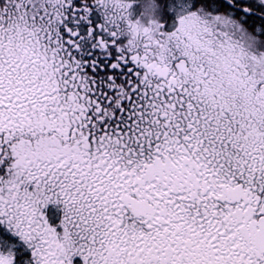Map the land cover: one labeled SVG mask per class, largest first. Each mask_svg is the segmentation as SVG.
Returning a JSON list of instances; mask_svg holds the SVG:
<instances>
[{
	"label": "snow or ice",
	"instance_id": "snow-or-ice-1",
	"mask_svg": "<svg viewBox=\"0 0 264 264\" xmlns=\"http://www.w3.org/2000/svg\"><path fill=\"white\" fill-rule=\"evenodd\" d=\"M154 5L0 0V264H264V0Z\"/></svg>",
	"mask_w": 264,
	"mask_h": 264
},
{
	"label": "flooded vegetation",
	"instance_id": "flooded-vegetation-1",
	"mask_svg": "<svg viewBox=\"0 0 264 264\" xmlns=\"http://www.w3.org/2000/svg\"><path fill=\"white\" fill-rule=\"evenodd\" d=\"M143 1H145V0H139L140 9H141V12L145 16H148V14L146 12V10H147L146 8L149 7V4L143 3ZM152 1H153L152 4H154V0H152ZM141 3H143V4H141ZM42 212L45 215V217L48 219L50 226L55 228L57 225V221L55 218V211L51 207L47 206L46 208L42 209Z\"/></svg>",
	"mask_w": 264,
	"mask_h": 264
},
{
	"label": "rangeland",
	"instance_id": "rangeland-1",
	"mask_svg": "<svg viewBox=\"0 0 264 264\" xmlns=\"http://www.w3.org/2000/svg\"><path fill=\"white\" fill-rule=\"evenodd\" d=\"M143 3L149 4V7L146 8L147 9L146 12H147L148 16H154L156 14L157 9H156L155 5L152 4L153 1L152 0H145V1H143ZM143 3H141V4H143Z\"/></svg>",
	"mask_w": 264,
	"mask_h": 264
}]
</instances>
